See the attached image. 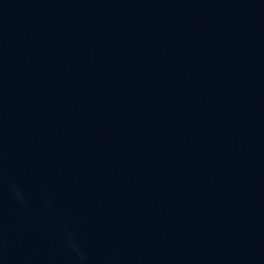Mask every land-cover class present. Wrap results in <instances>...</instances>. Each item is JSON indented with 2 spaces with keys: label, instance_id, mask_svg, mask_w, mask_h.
Returning a JSON list of instances; mask_svg holds the SVG:
<instances>
[{
  "label": "water",
  "instance_id": "1",
  "mask_svg": "<svg viewBox=\"0 0 264 264\" xmlns=\"http://www.w3.org/2000/svg\"><path fill=\"white\" fill-rule=\"evenodd\" d=\"M0 264H264V0H0Z\"/></svg>",
  "mask_w": 264,
  "mask_h": 264
}]
</instances>
